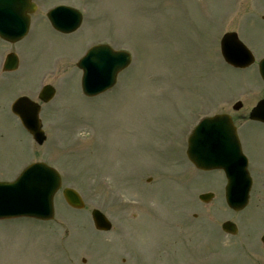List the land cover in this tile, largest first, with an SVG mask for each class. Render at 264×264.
Returning <instances> with one entry per match:
<instances>
[{
	"label": "rangeland",
	"instance_id": "rangeland-1",
	"mask_svg": "<svg viewBox=\"0 0 264 264\" xmlns=\"http://www.w3.org/2000/svg\"><path fill=\"white\" fill-rule=\"evenodd\" d=\"M34 1L28 36L0 41V76L4 56L15 52L16 79L34 89L23 93L35 98L43 83L55 87V99L42 106L49 140L34 147L5 107L16 92L0 87V180L38 156L86 206L70 209L60 190L53 220L0 221V264H264V126L239 123L254 184L238 213L225 204L223 173L198 171L182 153L186 128L202 115L235 116L236 101L250 109L264 99L256 66L231 69L218 49L234 31L264 56V0ZM61 3L82 11L78 31L64 35L48 25L46 12ZM97 43L132 60L109 92L86 98L75 64ZM208 192L210 203L200 202ZM92 209L108 216L109 232L94 229ZM225 221L237 226L236 236L221 231Z\"/></svg>",
	"mask_w": 264,
	"mask_h": 264
},
{
	"label": "water",
	"instance_id": "water-1",
	"mask_svg": "<svg viewBox=\"0 0 264 264\" xmlns=\"http://www.w3.org/2000/svg\"><path fill=\"white\" fill-rule=\"evenodd\" d=\"M21 13H17L15 9ZM34 7L30 0H0V37L9 42L20 40L27 31L28 13H32ZM51 25L60 32L74 31L80 23V15L71 10L57 8L48 14ZM222 54L228 63L234 67H245L249 58L248 52L239 45L236 37L223 36L221 41ZM79 63L82 70V92L86 96H95L111 88L114 85L116 75L125 69L130 57L124 52H114L107 46H100L90 50ZM14 61H8L6 68ZM259 76L264 81V60L259 66ZM52 91L45 90L41 96L44 101L49 100ZM25 125L26 130L33 139L42 144L43 133L37 123L38 109L26 98H20L12 108ZM249 118L264 123V101H261L252 110ZM222 121L227 129H231L235 143L229 144V139L218 136V141H204L194 134L189 140L188 158L193 165L200 170H223L227 178L225 188V201L231 210H242L248 200L250 179L247 174L246 163L239 152V145L235 137L231 122L226 116H219L208 123ZM208 144L209 147L202 146ZM60 177L45 165L32 166L26 170L13 184H0V219L16 217H30L37 220L48 221L53 218V196L60 188ZM63 198L67 205L75 209H82L84 204L80 196L71 189H64ZM213 195L204 194L200 201L208 203ZM94 227L99 231H108L111 224L103 215L94 210L91 213ZM222 231L235 235L236 226L231 222L222 224ZM263 239V238H262ZM264 243V239L262 240Z\"/></svg>",
	"mask_w": 264,
	"mask_h": 264
},
{
	"label": "flooded vegetation",
	"instance_id": "flooded-vegetation-1",
	"mask_svg": "<svg viewBox=\"0 0 264 264\" xmlns=\"http://www.w3.org/2000/svg\"><path fill=\"white\" fill-rule=\"evenodd\" d=\"M19 66H21V63H19L18 64V68H19ZM1 68H2V66H1ZM19 69H17L16 71H14V72H11V73H2L4 76L5 75H12V74H14L13 75V77L12 78H10V79H8L7 81H4V80H2L3 79V77H2V75L0 76V87H2L4 84L6 85V87L8 88V89H11V90H14L15 92H17V91H21V90H23V91H25V89H22L21 88V84L20 83H22L23 81L21 80V79H16V77H17V71H18ZM12 96H14V94L13 95H11L9 98V100H8V103L6 104V109L8 110V113H9V115L10 116H12L13 117V119L16 121V123H18L19 125H20V123H19V121H18V119L15 117V116H13V114L10 112V105H11V103L18 97V95H16V96H14L13 98H11ZM243 109V111H241V112H239L240 110H242ZM240 110H238V111H236L235 112V116L234 117H232V120H234L235 122L237 121H239V122H243V121H245V118L248 116V113H249V110L250 109H244L243 108V105H242V108H240ZM240 113V114H239ZM21 126V125H20ZM23 164H21V165H19V167H16L14 170H15V172L16 173H18V169L22 166Z\"/></svg>",
	"mask_w": 264,
	"mask_h": 264
}]
</instances>
